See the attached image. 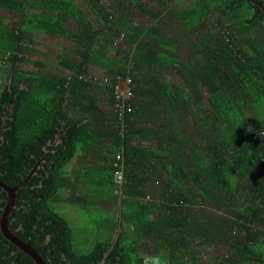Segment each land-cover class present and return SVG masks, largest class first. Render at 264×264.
I'll return each mask as SVG.
<instances>
[{
    "label": "trees",
    "instance_id": "16d2710c",
    "mask_svg": "<svg viewBox=\"0 0 264 264\" xmlns=\"http://www.w3.org/2000/svg\"><path fill=\"white\" fill-rule=\"evenodd\" d=\"M0 9V180L21 184L14 235L45 264H143L158 253L207 264L212 243L225 248L215 264H264V0ZM37 34L59 40L62 52H48L56 72L31 58ZM7 201L0 186V218ZM66 207L92 224L87 251ZM0 264L36 263L0 229Z\"/></svg>",
    "mask_w": 264,
    "mask_h": 264
},
{
    "label": "rangeland",
    "instance_id": "374dc122",
    "mask_svg": "<svg viewBox=\"0 0 264 264\" xmlns=\"http://www.w3.org/2000/svg\"><path fill=\"white\" fill-rule=\"evenodd\" d=\"M0 12L4 15L7 16V14H5V12H3V10L0 9ZM8 20V18H6ZM36 42L33 43V47H35V49H37L38 52H34L32 55V59L34 58H42L45 61H47V70H51L52 72H56L55 71V59L53 56H50L49 54V59H48V52L50 50L56 51V52H62L61 48H57L53 43L55 42H59V40L57 39V37H50L48 35L45 34H37L36 37ZM184 52H186V49H184V47L180 48V54L184 55ZM43 53V54H42ZM45 53V55H44ZM96 77L98 78H103L106 80V78L108 77L107 73L105 70H99L97 72H95ZM119 89H122V85H118ZM126 97H130L132 95L131 91L126 90ZM109 205V204H108ZM63 208V207H62ZM61 209V208H60ZM62 214H64L65 218L68 219V221L70 222V225L72 226V228L76 231V235H75V244L77 246V248L81 251H87L92 242L93 236H88L87 241L83 238V236L81 235V233L83 232V229L86 225V227L89 228L92 226L90 220H87L86 217H84V214L81 210L78 209H74L73 210L71 208H65L63 209ZM82 214V216H81ZM74 218L75 221L72 220V217ZM222 245L216 246L215 243H212L211 245L202 247L203 252L200 254V258L203 260V262H206L207 264H215L216 260H214L212 257H218L221 256L224 252V247H221Z\"/></svg>",
    "mask_w": 264,
    "mask_h": 264
},
{
    "label": "water",
    "instance_id": "95a60500",
    "mask_svg": "<svg viewBox=\"0 0 264 264\" xmlns=\"http://www.w3.org/2000/svg\"><path fill=\"white\" fill-rule=\"evenodd\" d=\"M0 186L6 191L7 196H8L7 204L0 218V229L2 233L16 247H18L21 251L29 255L36 264H45L42 257L37 253V251L27 242L23 241L21 238L14 235L12 231L9 229L8 224H7L8 216L11 213L12 206L14 205L15 191L17 187L21 186V184L11 187V186L6 185L4 182L0 180Z\"/></svg>",
    "mask_w": 264,
    "mask_h": 264
},
{
    "label": "built area",
    "instance_id": "2783aa9c",
    "mask_svg": "<svg viewBox=\"0 0 264 264\" xmlns=\"http://www.w3.org/2000/svg\"><path fill=\"white\" fill-rule=\"evenodd\" d=\"M122 85V89H119L118 88V85ZM117 85L116 89L119 90L120 92H122L123 90V84L120 83ZM128 90V89H126ZM126 90L124 92H126ZM121 159V156L120 154H117L116 156V162L114 163L116 169L114 170V173H113V177H112V180H113V183H114V186L116 187H120V185L122 184L123 182V170H122V164H121V161L119 160Z\"/></svg>",
    "mask_w": 264,
    "mask_h": 264
},
{
    "label": "clouds",
    "instance_id": "9594fccd",
    "mask_svg": "<svg viewBox=\"0 0 264 264\" xmlns=\"http://www.w3.org/2000/svg\"><path fill=\"white\" fill-rule=\"evenodd\" d=\"M248 131H252L251 127L248 128ZM143 264H168V261L163 253H158L156 255L145 256Z\"/></svg>",
    "mask_w": 264,
    "mask_h": 264
}]
</instances>
